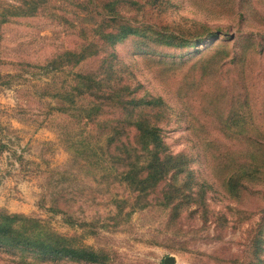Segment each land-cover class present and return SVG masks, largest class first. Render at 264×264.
<instances>
[{"label": "rangeland", "instance_id": "rangeland-1", "mask_svg": "<svg viewBox=\"0 0 264 264\" xmlns=\"http://www.w3.org/2000/svg\"><path fill=\"white\" fill-rule=\"evenodd\" d=\"M29 1L0 0V210L75 237L109 256V264H165L170 257L174 264H252L264 208L251 189L238 198L226 192L212 168L217 150L205 142L226 144L224 152L239 148L220 131L224 120L264 126V0H118L120 21L139 35L60 68L53 64L59 55L101 45L96 30L116 0H49L37 15H19ZM169 36L181 38L176 44H198L178 52L161 45ZM229 38L253 43L248 62L216 57L201 65L220 44H232ZM111 52L114 72L106 62ZM87 73L108 78L109 88L128 84L138 98L162 99L164 141L190 159L195 183L206 189L201 200L174 212L160 199L164 186L138 200L121 168L82 159L89 153L77 152L71 142L86 139L94 147L97 130L58 112L53 96L77 94L74 81ZM226 88L236 96L228 105L238 110L224 119ZM247 96L254 117L238 103ZM110 105L104 122H122L126 114ZM256 185L264 188V182ZM56 206L63 213L53 212ZM0 264L23 263L1 250Z\"/></svg>", "mask_w": 264, "mask_h": 264}, {"label": "trees", "instance_id": "trees-1", "mask_svg": "<svg viewBox=\"0 0 264 264\" xmlns=\"http://www.w3.org/2000/svg\"><path fill=\"white\" fill-rule=\"evenodd\" d=\"M45 1L49 0H32L25 3L28 8L19 15H37ZM119 2L116 0L108 5L109 19L101 23L100 31L96 30L101 45L96 50L93 49L94 52L91 45L89 47L83 45L74 51L65 52L54 59L55 68L79 65L88 60L89 56H99L101 51L108 53L129 37L139 35L133 25L120 21L122 13L117 8ZM180 40L178 36H169L161 45L183 52L193 49L198 44L192 41H181V44H176ZM229 40L232 44H220L217 53L201 65L209 66L217 59L216 57L231 58L233 64H236V61L248 62L253 56L250 54L255 49L253 43L250 41L246 44L245 40L237 42L236 38ZM199 41L202 42L203 39ZM260 47L261 52H264V46L260 44ZM115 57V53L111 52L108 55L109 60L106 61L112 72H114L112 60ZM108 80L95 78L91 73L80 74L74 81V90L77 94L65 90L53 96L57 101L58 112L69 118L85 119L87 122L83 123L97 130L98 139L94 147L86 139L71 142V146L74 143L77 152L89 153L88 158L82 157L87 163L95 161L100 165L107 163V166L110 163L116 169L121 168L123 180L134 193H137L138 200L147 199L151 192L158 191L161 186H164L161 188L162 204L164 203L167 209L173 207L174 212H180L186 201L189 204L197 199L201 200L206 194V189L195 183L194 173L190 170V159L183 153L174 154L164 141L162 128L158 125L162 120L158 113L160 114L164 108L162 99L138 98L134 93L130 94L128 84L124 86L115 84L109 88ZM96 94H100L99 98ZM224 97L220 115L226 119L229 117L227 112H230V109L231 111L238 109L232 106V110L228 105L236 101V96L230 93L228 88L224 91ZM77 99L79 103L81 100L84 103L79 104ZM249 102V96L244 100H238V103H242V106L251 112L252 105ZM109 104L110 108L118 113L122 111L126 114L122 122H104ZM252 115L254 117L257 113L253 112ZM225 121L221 122L220 131L228 140L238 144L239 148H231L224 152L226 144L219 148L217 141L205 142L206 149L210 147L214 151L217 150L216 155L214 157L212 155V168L217 177L222 179V186L227 193L238 198L242 190L251 189L257 194L260 206L264 208V188L262 185H256L260 181L264 182V126L261 127L257 122ZM145 205L147 207V204ZM52 211L56 214L63 213L59 206ZM262 219L254 240L252 264H264V217ZM1 250L19 255L23 264H109V256L79 244L75 237L54 232L40 220L0 210Z\"/></svg>", "mask_w": 264, "mask_h": 264}, {"label": "water", "instance_id": "water-1", "mask_svg": "<svg viewBox=\"0 0 264 264\" xmlns=\"http://www.w3.org/2000/svg\"><path fill=\"white\" fill-rule=\"evenodd\" d=\"M174 263H175V261H174V259H173L172 257L167 258V259L165 260V264H174Z\"/></svg>", "mask_w": 264, "mask_h": 264}]
</instances>
